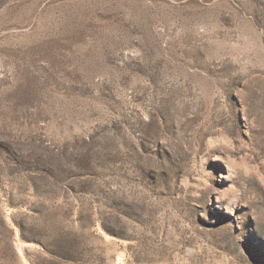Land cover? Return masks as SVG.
<instances>
[{"label": "rangeland", "instance_id": "rangeland-1", "mask_svg": "<svg viewBox=\"0 0 264 264\" xmlns=\"http://www.w3.org/2000/svg\"><path fill=\"white\" fill-rule=\"evenodd\" d=\"M0 264H264V0H0Z\"/></svg>", "mask_w": 264, "mask_h": 264}]
</instances>
